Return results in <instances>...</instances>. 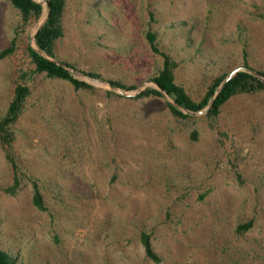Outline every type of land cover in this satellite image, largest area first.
Returning a JSON list of instances; mask_svg holds the SVG:
<instances>
[{
	"label": "rangeland",
	"instance_id": "obj_1",
	"mask_svg": "<svg viewBox=\"0 0 264 264\" xmlns=\"http://www.w3.org/2000/svg\"><path fill=\"white\" fill-rule=\"evenodd\" d=\"M45 12L23 22L0 0V49L16 38L0 58V118L16 83L29 86L8 149L0 142V187L20 182L0 189V246L15 264H264V90L233 94L212 118L135 94L161 67L148 28L195 99L244 66L243 52L264 69V0H66L54 59L90 89L34 71L28 45ZM142 230L159 261L145 256Z\"/></svg>",
	"mask_w": 264,
	"mask_h": 264
},
{
	"label": "trees",
	"instance_id": "obj_2",
	"mask_svg": "<svg viewBox=\"0 0 264 264\" xmlns=\"http://www.w3.org/2000/svg\"><path fill=\"white\" fill-rule=\"evenodd\" d=\"M10 3L18 9L23 22L28 21L31 17H38L43 11V4L36 0H9ZM66 0H47V16L42 25L36 30L33 38V46L28 45V51L31 59L34 63V71L44 72L47 76L58 77L68 80L75 88H92L93 85L88 81L77 76L69 68L73 67L67 61L61 60L60 63L48 58L55 57L54 44L57 38L63 33L62 28V14L64 10ZM151 16V15H150ZM145 37L148 41L150 49L161 55V67L152 76V80L161 87L176 103L189 108L191 110L201 109L207 105L211 95L214 94L216 86L220 83L227 72H222L214 76L207 84L205 91L198 98H193L184 85L176 81L175 68L178 65L177 60L172 57L168 52L160 49L157 40L156 33L148 28L145 32ZM16 38H13L11 44L0 49V58L5 57L14 50ZM245 52H243V64L249 67L245 58ZM257 71L264 76V69H257ZM93 76H100L95 72H88ZM107 81L115 87L123 89H129L134 87L133 85L124 84L115 79H107ZM264 90V81L252 74L247 70L240 69L233 76H231L225 84L221 87L218 93L213 98V101L205 112L207 117H215L221 110L222 104L227 101L233 94L239 92H255ZM111 92V91H109ZM29 93V86L24 83H16L14 86L13 96L8 102L4 115L0 118V142L5 149H8L6 144L11 143L13 138V131L9 126L16 120L19 113L23 108V104L27 94ZM160 90L153 85H146L137 94V97H145L151 95H161ZM170 111L179 117H190L189 113L182 111L176 105L169 101H166ZM6 155L11 159L9 151ZM15 166V163H13ZM32 185V203L41 210L46 209V205L43 200L37 179L31 178ZM19 180L14 179L13 182L6 186H1L0 189L7 193H16L19 187ZM251 224V220L240 222L236 228L238 231L247 229ZM139 239L143 247L144 254L147 258L154 261H159L160 256L155 251L151 233L146 230H142L139 234ZM0 264H15V257L13 254L3 249L0 246Z\"/></svg>",
	"mask_w": 264,
	"mask_h": 264
},
{
	"label": "water",
	"instance_id": "obj_3",
	"mask_svg": "<svg viewBox=\"0 0 264 264\" xmlns=\"http://www.w3.org/2000/svg\"><path fill=\"white\" fill-rule=\"evenodd\" d=\"M38 2H39V1H38ZM44 2H45V3L43 4V6H44V8H45V10H46V12H45V17H44L43 21L38 25V27L36 28V30L42 25V23L44 22V20H45V18H46V16H47V13H48V9H47V0H45ZM36 30H35V32H36ZM35 32L32 34V38H34V34H35ZM31 45L33 46L34 44H31ZM48 58H50V59H52V60H54V61L60 63V61H57V60H55V59L52 58V57H48ZM69 69H70L71 71L75 72L72 68H69ZM240 69L247 70V71L251 72L252 74H254L255 76H257L258 78H260L262 81H264V76H263L262 74H260L257 70L251 69V68L246 67V66H237V67L231 69V70H230V71H229V72L223 77V79L220 81V83L216 86V88H215V92H214L213 95H211V97H210V99H209L207 105L204 106V107L201 108V109L191 110V109H189V108H186V107H184V106H182V105L176 103L173 99H169V97H168V100H169V102H171L172 104L176 105L178 108H180L182 111H184V112H186V113H200V112H206V111L208 110V108L210 107V105H211V103H212V101H213V98H214L215 95L218 93V91L221 89V87L225 84V82H226L231 76H233V75H234L238 70H240ZM108 83H109V82H108ZM153 83H154V86H156L164 96H168V94H167V93H166L161 87H159V86L156 84L155 81H153ZM109 86H110L112 89H114V90H116V91H118V92H120V93L127 94V95L132 94L131 92L125 91L124 89H122V88H120V87L112 86L110 83H109ZM141 89H142V88H138V89L135 91V94H137Z\"/></svg>",
	"mask_w": 264,
	"mask_h": 264
},
{
	"label": "crops",
	"instance_id": "obj_4",
	"mask_svg": "<svg viewBox=\"0 0 264 264\" xmlns=\"http://www.w3.org/2000/svg\"><path fill=\"white\" fill-rule=\"evenodd\" d=\"M240 93V92H239Z\"/></svg>",
	"mask_w": 264,
	"mask_h": 264
}]
</instances>
